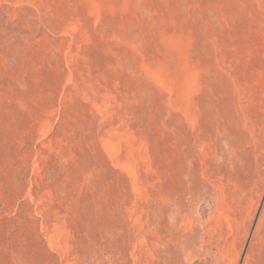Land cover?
<instances>
[{"label":"rangeland","instance_id":"rangeland-1","mask_svg":"<svg viewBox=\"0 0 264 264\" xmlns=\"http://www.w3.org/2000/svg\"><path fill=\"white\" fill-rule=\"evenodd\" d=\"M0 264H264V0H0Z\"/></svg>","mask_w":264,"mask_h":264}]
</instances>
